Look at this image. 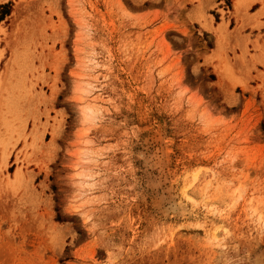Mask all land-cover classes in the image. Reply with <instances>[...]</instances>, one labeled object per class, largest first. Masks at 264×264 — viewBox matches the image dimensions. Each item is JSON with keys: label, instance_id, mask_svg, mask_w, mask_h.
I'll return each mask as SVG.
<instances>
[{"label": "rangeland", "instance_id": "rangeland-1", "mask_svg": "<svg viewBox=\"0 0 264 264\" xmlns=\"http://www.w3.org/2000/svg\"><path fill=\"white\" fill-rule=\"evenodd\" d=\"M0 4V264H264V0Z\"/></svg>", "mask_w": 264, "mask_h": 264}, {"label": "trees", "instance_id": "trees-1", "mask_svg": "<svg viewBox=\"0 0 264 264\" xmlns=\"http://www.w3.org/2000/svg\"><path fill=\"white\" fill-rule=\"evenodd\" d=\"M6 4H0V7H4ZM9 13V9L6 7L0 13V20H2Z\"/></svg>", "mask_w": 264, "mask_h": 264}, {"label": "bare ground", "instance_id": "bare-ground-1", "mask_svg": "<svg viewBox=\"0 0 264 264\" xmlns=\"http://www.w3.org/2000/svg\"><path fill=\"white\" fill-rule=\"evenodd\" d=\"M236 3H237V5H238V0H236ZM173 208H174V206H173Z\"/></svg>", "mask_w": 264, "mask_h": 264}]
</instances>
